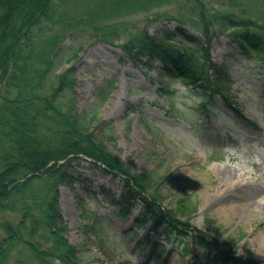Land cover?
<instances>
[{
	"label": "rangeland",
	"instance_id": "rangeland-1",
	"mask_svg": "<svg viewBox=\"0 0 264 264\" xmlns=\"http://www.w3.org/2000/svg\"><path fill=\"white\" fill-rule=\"evenodd\" d=\"M56 27L67 31L53 63L56 75L75 69L74 104L80 116L95 117L93 128L108 150L132 173L151 178L150 195L159 198L181 220L209 234L229 257L203 256L192 243L183 254L175 239L163 243L151 234L153 223L135 234L139 210L112 202L101 186L119 201L121 183L82 162L85 183L59 186V206L65 238L78 250L80 264H231L234 257L264 262V56H244L228 34L213 41L210 57L224 63L234 81L233 115L216 100L215 115L179 118L168 112L170 100L197 103L179 81L162 77L158 68L141 71L118 45L128 35L182 25L198 35L201 11L209 18L224 10L238 16H258L260 0H56ZM97 27V34L90 27ZM109 44L101 38L115 40ZM48 32L40 38L46 46ZM179 47L192 46L181 40ZM201 60L200 56H195ZM208 107V108H211ZM180 109L191 111L181 104ZM188 111V112H187ZM190 115V114H188ZM125 212V216L122 213ZM12 219L9 215L0 218ZM151 244L143 246V238ZM143 242L139 245V242ZM161 255V256H159ZM219 258H216L217 256ZM223 259L225 257H222Z\"/></svg>",
	"mask_w": 264,
	"mask_h": 264
},
{
	"label": "trees",
	"instance_id": "trees-1",
	"mask_svg": "<svg viewBox=\"0 0 264 264\" xmlns=\"http://www.w3.org/2000/svg\"><path fill=\"white\" fill-rule=\"evenodd\" d=\"M260 5L255 17L224 10L206 18L203 8L200 37L176 25L173 30H159L157 36L137 31L118 46L136 68H158L162 77L179 81L189 97L198 98L191 105L185 99L183 103L170 100V114L204 121L215 115L211 106L221 100L239 117L230 72L209 52L219 32L228 34L242 55L264 56V0ZM59 7L56 0H0V216L12 218H0V264H80L77 248L64 236L59 186L86 182L78 169L82 162L120 181L119 201L100 188L113 203L139 210L131 228L135 234L152 222L150 233L160 232L163 241L152 244L162 247V252L163 244L175 239L187 254L194 242L204 250L203 256L219 253L216 258L227 263L229 255L209 234L164 209L159 198L149 194V176L132 173L108 150L95 133L94 115L78 114L75 69L54 72L53 58L67 31L62 26L54 31ZM214 25L217 33L211 31ZM96 30L100 29L90 27L94 35ZM48 32L45 49L40 38ZM106 35L101 39L111 45L119 39L116 33L115 40ZM181 40L192 48L179 47ZM181 104L192 113L181 110ZM151 237L143 238V246L151 244ZM232 261L254 264L241 257Z\"/></svg>",
	"mask_w": 264,
	"mask_h": 264
}]
</instances>
